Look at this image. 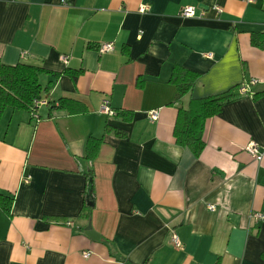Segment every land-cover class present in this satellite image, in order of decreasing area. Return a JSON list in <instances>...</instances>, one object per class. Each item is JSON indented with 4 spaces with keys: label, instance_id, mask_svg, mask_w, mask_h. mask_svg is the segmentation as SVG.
<instances>
[{
    "label": "crops",
    "instance_id": "obj_1",
    "mask_svg": "<svg viewBox=\"0 0 264 264\" xmlns=\"http://www.w3.org/2000/svg\"><path fill=\"white\" fill-rule=\"evenodd\" d=\"M0 61L41 67L45 102L0 118V264H264V0H0ZM174 63L199 73L183 107L254 80L206 121L198 157L173 138Z\"/></svg>",
    "mask_w": 264,
    "mask_h": 264
},
{
    "label": "trees",
    "instance_id": "obj_2",
    "mask_svg": "<svg viewBox=\"0 0 264 264\" xmlns=\"http://www.w3.org/2000/svg\"><path fill=\"white\" fill-rule=\"evenodd\" d=\"M253 43H257V37L253 36ZM44 70L41 67L31 66L23 62L15 64H4L0 61V118L5 110L10 108L12 110L27 111L34 116L36 114L37 105H34L35 100H39L42 96V86L39 82V74ZM77 73V72H76ZM75 72H71V77L75 80L77 76ZM168 82L173 84L176 88V95L172 104L176 103L177 113L173 127V138L178 145L188 148L191 153L198 157L202 149L205 147L204 129L206 121L212 116L216 115L221 109L222 105L233 100L236 96L235 90L238 86L235 85L230 89L213 94L206 97L188 100L187 107H183L181 101L193 87L199 77V73L184 67L180 64L174 63L171 68ZM264 95V89L256 94L254 97ZM68 98H61L57 108H65L68 113L81 112L82 107L75 104V107L69 106ZM131 112L125 111L122 113V118L126 121L131 119ZM106 126V130L110 129ZM118 136H124L123 132L116 131ZM101 138L89 135L85 141L84 156L85 159L92 162L99 152L101 145ZM88 177L91 172H88ZM88 200L93 196L92 188L88 189L86 185L85 190ZM1 196V195H0ZM86 196V197H87ZM3 202L0 197V203L3 204L4 210L10 212L12 198ZM82 215L88 220L90 218L91 206L85 200ZM217 264V263H215Z\"/></svg>",
    "mask_w": 264,
    "mask_h": 264
},
{
    "label": "built area",
    "instance_id": "obj_3",
    "mask_svg": "<svg viewBox=\"0 0 264 264\" xmlns=\"http://www.w3.org/2000/svg\"><path fill=\"white\" fill-rule=\"evenodd\" d=\"M246 3H252L254 2V0H244ZM196 6L195 5H185V6H182L181 9H180V15L183 16V17H193L196 15V12H197V8H195ZM213 10H215L216 13L220 14L222 12V8L219 7L218 5H213L211 6ZM147 6L145 7L142 6L139 10L141 11H147ZM114 48V45H113V42H105V43H100L97 47V50L99 52H110L112 51V49ZM205 56L207 57H211V53H207ZM62 59L65 60L66 59V56H62ZM254 82L253 79H251L250 82H248L247 84L245 85H242L238 88L240 94L242 95H247L248 94V85L252 84ZM42 104V103H45L43 101H40V100H35L34 102V105H38V104ZM99 112L100 113H111L112 112V109L110 108L108 102H106V100L102 101L100 107H99ZM159 109H151L149 110L147 113L148 115V118L150 121H155L158 119L159 117ZM36 116V114H34L33 118ZM247 148V151L252 154L256 160H259L261 159L262 157V154L259 152V149L257 148V145L255 144H250ZM209 209L210 210H213L214 207L212 205L209 206ZM255 221H259V220H263L264 219V214L262 212H253L252 213V216H251ZM68 224H71V222H67ZM179 238L178 236L175 234V233H172L171 235V241L175 246H181V242H179ZM89 255V252H84L83 253V256L84 257H87Z\"/></svg>",
    "mask_w": 264,
    "mask_h": 264
},
{
    "label": "water",
    "instance_id": "obj_4",
    "mask_svg": "<svg viewBox=\"0 0 264 264\" xmlns=\"http://www.w3.org/2000/svg\"><path fill=\"white\" fill-rule=\"evenodd\" d=\"M90 188H91V180L88 179V189H90ZM87 198H88V196H87ZM92 204H93V200L91 198L88 202V205H92ZM84 232H86V234L89 237H91L92 239H98L99 238V235L96 232H94L90 223H88V225L85 227Z\"/></svg>",
    "mask_w": 264,
    "mask_h": 264
}]
</instances>
